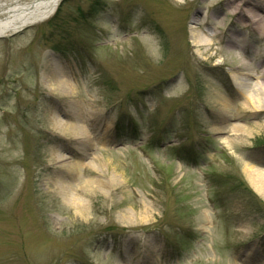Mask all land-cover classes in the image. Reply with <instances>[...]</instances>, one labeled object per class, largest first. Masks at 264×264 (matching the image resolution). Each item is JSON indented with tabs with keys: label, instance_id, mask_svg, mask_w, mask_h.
Listing matches in <instances>:
<instances>
[{
	"label": "rangeland",
	"instance_id": "rangeland-1",
	"mask_svg": "<svg viewBox=\"0 0 264 264\" xmlns=\"http://www.w3.org/2000/svg\"><path fill=\"white\" fill-rule=\"evenodd\" d=\"M228 2L62 0L0 37V264H264V196L244 171L264 170V115L220 118L242 101L231 67L258 70L264 48ZM192 20L222 54L198 50ZM53 71L73 94L50 90ZM235 123L252 136L232 139Z\"/></svg>",
	"mask_w": 264,
	"mask_h": 264
},
{
	"label": "bare ground",
	"instance_id": "bare-ground-1",
	"mask_svg": "<svg viewBox=\"0 0 264 264\" xmlns=\"http://www.w3.org/2000/svg\"><path fill=\"white\" fill-rule=\"evenodd\" d=\"M0 1L2 2V5H0V37L14 34L29 24L37 23L48 18L61 2L60 0ZM5 5L10 6L6 7ZM227 11L229 15L235 17V22L241 28L249 27L260 40V46L264 48V0H229ZM191 24L193 26H191L190 36L193 39V44L198 47V50L204 47V51L208 52L214 45H217V52L222 54L223 48L221 47L220 37L213 28L210 31H204L200 29V24L197 20H192ZM234 38L235 36L233 34L230 35V40H227L229 45L224 52L225 60L229 62H231V57L236 56L237 50L242 48L235 44ZM249 61L251 63L242 61L240 64L231 67L229 76L232 81V86L242 101L238 104H233L224 99L220 104V118H223V120H243L245 124H250L246 120L248 116L259 117L260 115H264V61H262L258 70L250 69V65L253 63L252 60ZM47 81L51 91L58 90L60 94L64 91L60 89L66 87L67 90L63 94L71 95L75 92L74 88L66 82L63 75H57L54 71L53 73H49ZM59 86L60 88H58ZM55 117L53 127L55 130H58L57 132L61 136H66V134L70 135L72 138L69 141L73 140L76 143H80L81 140L83 141L86 138L80 128L81 125L77 121H65L62 117ZM255 125L257 126L258 124ZM262 126H264V123ZM251 128L252 131H248L244 125L235 123L225 130V132L231 133L232 139L244 140L252 136V132L255 130L252 124ZM224 129L226 127H216L214 130L220 132ZM54 156L58 161L66 160L61 153L54 154ZM244 171L250 185L254 190L264 196V170L246 166ZM72 204L79 209L78 206L80 204L75 203V200Z\"/></svg>",
	"mask_w": 264,
	"mask_h": 264
},
{
	"label": "trees",
	"instance_id": "trees-1",
	"mask_svg": "<svg viewBox=\"0 0 264 264\" xmlns=\"http://www.w3.org/2000/svg\"><path fill=\"white\" fill-rule=\"evenodd\" d=\"M251 192V191H250Z\"/></svg>",
	"mask_w": 264,
	"mask_h": 264
}]
</instances>
